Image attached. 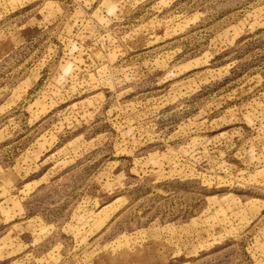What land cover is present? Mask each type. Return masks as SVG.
<instances>
[{"label":"rangeland","instance_id":"1","mask_svg":"<svg viewBox=\"0 0 264 264\" xmlns=\"http://www.w3.org/2000/svg\"><path fill=\"white\" fill-rule=\"evenodd\" d=\"M0 264H264V0H0Z\"/></svg>","mask_w":264,"mask_h":264}]
</instances>
